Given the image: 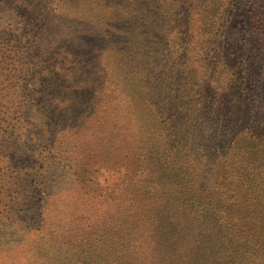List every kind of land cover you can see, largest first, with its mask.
I'll return each instance as SVG.
<instances>
[{
  "label": "rangeland",
  "instance_id": "1",
  "mask_svg": "<svg viewBox=\"0 0 264 264\" xmlns=\"http://www.w3.org/2000/svg\"><path fill=\"white\" fill-rule=\"evenodd\" d=\"M2 1L0 264H66L75 250H106L108 221L136 203L178 204L186 224L196 217L189 209L206 211L183 232L165 223L161 264H173L178 254L184 264L183 250H247L245 238L264 225L261 190L246 191L242 177L231 196L216 169L223 164L237 174L242 154L223 163L221 152L201 149L196 136L183 139L188 125L173 121L180 109L169 87L176 71L165 73L170 66L163 61L175 52L158 57L153 48L163 45L162 36L170 43L189 36L205 19L204 7L223 6L230 22L219 34L228 45L233 38L243 44L264 97V0H28L21 23L9 6L18 0ZM165 108L168 116L174 109L170 126L178 134L158 130L154 115ZM161 162L182 168L187 185L158 179ZM199 255L189 257L192 264Z\"/></svg>",
  "mask_w": 264,
  "mask_h": 264
},
{
  "label": "trees",
  "instance_id": "2",
  "mask_svg": "<svg viewBox=\"0 0 264 264\" xmlns=\"http://www.w3.org/2000/svg\"><path fill=\"white\" fill-rule=\"evenodd\" d=\"M2 2L8 4L9 0ZM30 5L28 0H18V4L9 6L11 14H15L21 23L24 16L20 12ZM204 9L205 7L202 15L205 19H201L202 23L199 27L187 32L189 36H180L179 42L172 43L162 36L159 41H163V45L152 47L157 51L155 52L158 57L175 52V57L163 61L167 60L165 64L170 66L165 73L171 74V69L173 72L176 71L175 74L173 73L174 82L170 83L169 87L176 91L180 109V114L176 116L178 119L172 118L174 109L170 116L164 113L167 108L162 114L158 115L159 112H156V115H153L156 117L158 130L161 131H168L171 128L178 134L179 131L170 126L171 118L177 124H187L188 126L184 127L186 131H181L183 139L196 136L194 138L199 144L201 143V149L221 152L223 163L228 160L229 154H242L238 161L240 165H245L242 166L243 170H237V174H234L226 169L221 170L219 167H222V164L216 169L219 173L217 180L227 185L226 191L233 196V192L241 190L243 185L241 178L246 177V183H249L245 184L246 191L261 190L260 195L264 197V113L261 112L264 111V97L261 96L259 86L254 85L253 72L246 68L244 59L246 51L243 44H239L236 38H233L228 45L222 39L221 33L219 34V31L230 22V16H226L228 11L220 5L216 9L211 7V11L204 12ZM31 16L35 18L36 15ZM135 66L133 64L134 68ZM161 69L162 67L159 70ZM138 92L140 93V90ZM217 92H228L229 95L217 94ZM152 105L154 112L153 102ZM164 107L165 105H159L157 110L160 111ZM213 152L209 154L218 156ZM186 157L183 158V165L189 171ZM162 163L156 170L158 179L165 181L168 179L187 185L179 172L182 168L172 163L162 166ZM250 168L253 174L247 176ZM225 179L227 181H224ZM146 197L157 198L158 195L147 192ZM204 197L208 202L217 205L219 203L212 194ZM162 198L157 199L160 201ZM168 200L169 198H166V201ZM136 204L135 207L129 206L131 210H127L124 217L119 216L121 207L118 208L115 211L117 216L108 221V225L104 228L110 234L108 241L104 242L106 250H75L72 259L66 264H161L163 256L159 257V251L163 254L164 249L160 239L165 223L182 227L179 232H183V228H188L200 217L205 218L206 214L204 209L202 211L205 213L198 215V208L196 211L189 209V213L196 214V217L191 224H186L177 216L180 212L185 213L184 210H178V204L174 205L175 209L165 206V203ZM263 204V200L259 199V205ZM135 230L139 231L137 237L134 234ZM119 231L128 232L130 237L125 239ZM226 233L229 235L230 231ZM251 235L245 238L249 244L243 242L247 250H183V253L189 252L187 256L190 258L194 254H201L198 264H240L241 259L243 260L241 264H264V239H259L264 235V225L253 228ZM134 246H137L138 250H133ZM176 256L177 259L173 264H182V255ZM189 257L184 264H192ZM211 258H216L217 261L211 262Z\"/></svg>",
  "mask_w": 264,
  "mask_h": 264
}]
</instances>
